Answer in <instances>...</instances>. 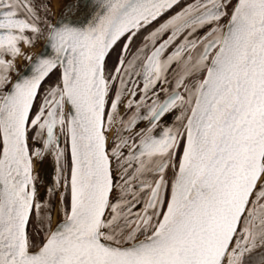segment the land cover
<instances>
[{"label": "snow or ice", "instance_id": "6c2138e0", "mask_svg": "<svg viewBox=\"0 0 264 264\" xmlns=\"http://www.w3.org/2000/svg\"><path fill=\"white\" fill-rule=\"evenodd\" d=\"M0 264H264V0H0Z\"/></svg>", "mask_w": 264, "mask_h": 264}, {"label": "rangeland", "instance_id": "374dc122", "mask_svg": "<svg viewBox=\"0 0 264 264\" xmlns=\"http://www.w3.org/2000/svg\"><path fill=\"white\" fill-rule=\"evenodd\" d=\"M62 3H63V0H53L54 9L59 7ZM38 49H39V45H37V48L33 49V51L38 50Z\"/></svg>", "mask_w": 264, "mask_h": 264}, {"label": "water", "instance_id": "95a60500", "mask_svg": "<svg viewBox=\"0 0 264 264\" xmlns=\"http://www.w3.org/2000/svg\"><path fill=\"white\" fill-rule=\"evenodd\" d=\"M65 2H71V0H64L63 3H65ZM63 3H62V4H63ZM62 4H61L60 6H62ZM60 6H59V7H60Z\"/></svg>", "mask_w": 264, "mask_h": 264}, {"label": "bare ground", "instance_id": "6f19581e", "mask_svg": "<svg viewBox=\"0 0 264 264\" xmlns=\"http://www.w3.org/2000/svg\"><path fill=\"white\" fill-rule=\"evenodd\" d=\"M63 2H64V0H63Z\"/></svg>", "mask_w": 264, "mask_h": 264}]
</instances>
